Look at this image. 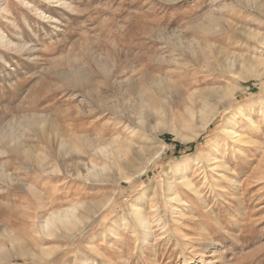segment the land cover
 <instances>
[{"label":"rangeland","instance_id":"obj_1","mask_svg":"<svg viewBox=\"0 0 264 264\" xmlns=\"http://www.w3.org/2000/svg\"><path fill=\"white\" fill-rule=\"evenodd\" d=\"M0 264H264V0H0Z\"/></svg>","mask_w":264,"mask_h":264},{"label":"bare ground","instance_id":"obj_2","mask_svg":"<svg viewBox=\"0 0 264 264\" xmlns=\"http://www.w3.org/2000/svg\"><path fill=\"white\" fill-rule=\"evenodd\" d=\"M33 8H35V7H33ZM41 14V12H38V15H40ZM257 19V18H256ZM224 26H226V25H224ZM228 27V26H227ZM220 28V27H219ZM226 28V27H225ZM227 29V28H226ZM221 30L222 31H226L225 29H223V28H221ZM221 31V32H222ZM222 34V33H221ZM73 77V76H72ZM73 84V83H72ZM73 97V96H72ZM93 102V101H92ZM91 103V102H90ZM87 105V104H86ZM95 106V105H94ZM143 129H145L146 130V128H147V125L146 124H144L143 125V127H142ZM143 129H141V130H143ZM140 130V129H139ZM135 131V130H134ZM132 132V131H131ZM144 134V133H143ZM194 136V135H193ZM130 138H131V136H130ZM195 138V137H194ZM150 149H148L147 147H142L140 150H138V151H135V153H134V155L135 156H137L138 157V160L139 159H141L142 158V156H151L152 154H150ZM141 157V158H140ZM197 157V156H196ZM197 158H186V159H183V160H181V161H179L178 163H179V166L177 167V169H179V168H181V167H186V166H188V165H190V164H196V162H197ZM154 163V162H153ZM148 168V167H147ZM146 169V168H145ZM175 171V170H174ZM3 174L5 175V173L3 172ZM2 175V174H1ZM7 175V174H6ZM5 175V176H6ZM181 178V177H180ZM3 179V178H2ZM126 179V178H125ZM175 181V180H174ZM118 182V181H117ZM196 194V193H195ZM196 197V196H195ZM201 197V196H200ZM133 214V213H132ZM135 218H136V220H138V221H141V216L138 214V213H136V216H135ZM146 220V219H145ZM58 222H59V220H58ZM61 225L62 226H65V223H64V221H62L61 220ZM57 225V224H56ZM55 225V226H56ZM58 226V225H57ZM60 227V226H59ZM66 227V226H65ZM64 231V230H63ZM201 232V231H200ZM200 232L198 231V235L200 234ZM197 235V236H198ZM198 239V238H197ZM183 241V240H182ZM196 243V242H195ZM213 243V242H212ZM214 243L213 244H210V243H206V244H203L202 245V247H201V249H207L208 247H213L214 248ZM212 253H214V251H212ZM34 260V259H33Z\"/></svg>","mask_w":264,"mask_h":264},{"label":"trees","instance_id":"obj_3","mask_svg":"<svg viewBox=\"0 0 264 264\" xmlns=\"http://www.w3.org/2000/svg\"><path fill=\"white\" fill-rule=\"evenodd\" d=\"M177 148H179V146H177Z\"/></svg>","mask_w":264,"mask_h":264}]
</instances>
